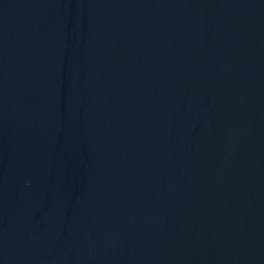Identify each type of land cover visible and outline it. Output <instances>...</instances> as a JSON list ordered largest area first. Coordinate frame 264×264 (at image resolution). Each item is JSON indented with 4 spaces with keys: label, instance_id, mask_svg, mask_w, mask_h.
Here are the masks:
<instances>
[{
    "label": "water",
    "instance_id": "water-1",
    "mask_svg": "<svg viewBox=\"0 0 264 264\" xmlns=\"http://www.w3.org/2000/svg\"><path fill=\"white\" fill-rule=\"evenodd\" d=\"M0 264H264V0H0Z\"/></svg>",
    "mask_w": 264,
    "mask_h": 264
}]
</instances>
